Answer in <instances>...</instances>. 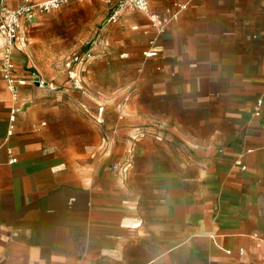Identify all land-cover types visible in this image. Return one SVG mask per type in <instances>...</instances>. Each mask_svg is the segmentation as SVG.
<instances>
[{
    "label": "crops",
    "instance_id": "obj_1",
    "mask_svg": "<svg viewBox=\"0 0 264 264\" xmlns=\"http://www.w3.org/2000/svg\"><path fill=\"white\" fill-rule=\"evenodd\" d=\"M103 1L84 52L94 67L136 71L122 92L94 78L69 102L27 83L8 134L14 102L0 74V264H264V0H179L186 8L161 33L139 10L105 22L114 2ZM41 22L21 28L22 76ZM138 128L148 132L133 140Z\"/></svg>",
    "mask_w": 264,
    "mask_h": 264
},
{
    "label": "rangeland",
    "instance_id": "obj_2",
    "mask_svg": "<svg viewBox=\"0 0 264 264\" xmlns=\"http://www.w3.org/2000/svg\"><path fill=\"white\" fill-rule=\"evenodd\" d=\"M79 2L84 3L88 9L73 11ZM79 2L74 1L41 14V25L29 31L30 43L25 48L33 60L29 65V59L26 57L25 68H28L31 74L36 73L47 83L44 87H39L40 93H64L70 97L69 102L74 101L73 96L79 93L83 86H90L94 78L105 91L113 94L112 89L122 92V88L126 87L123 81L137 75L134 69L127 68L121 60H115L110 65L99 63L95 67L91 58L79 61L84 50L90 48L89 46L97 39V33L100 31L94 33V30L102 26L101 16H105L107 11V5L103 0ZM120 31L121 28L118 27L113 33L120 36ZM100 103L106 108L108 104L117 106L120 101ZM109 110L111 111L103 114L100 130L109 127L112 125L111 121H114L113 107ZM102 135L103 133H100L101 137ZM99 153L100 156H104L105 150L99 149Z\"/></svg>",
    "mask_w": 264,
    "mask_h": 264
},
{
    "label": "built area",
    "instance_id": "obj_3",
    "mask_svg": "<svg viewBox=\"0 0 264 264\" xmlns=\"http://www.w3.org/2000/svg\"><path fill=\"white\" fill-rule=\"evenodd\" d=\"M70 0H21L20 4L16 7L7 6V0H0V74L5 82L7 91L10 94L14 104L10 108L9 114V128L7 133L10 134L15 121V116L20 110L17 105L19 98V89L27 83H33L37 87H44L47 83L41 79L36 73L30 76H22L18 73L16 63L14 60V52L20 48L21 28L24 23L33 22L38 15L48 13L50 11L61 8L66 5ZM107 3L114 2L112 9L105 19L107 23H116L119 21L123 12L128 10H139L146 14L151 26L155 28L158 33L166 29L168 23L176 18L179 11L184 10L187 6L185 2L179 0L171 1L172 7L166 9V16H160L159 13L151 9V0H105ZM145 57H152L156 55V50L152 47L144 50ZM92 57V52L87 50L79 57V61L87 60ZM263 100L258 98L253 104V114L259 116L262 111ZM148 131L143 128L136 129L131 138H137L146 135ZM264 149V144L260 147ZM10 152V150H8ZM250 151V149H247ZM17 160L15 156H10L9 162L13 163ZM128 164L123 168L126 169ZM233 166H238L242 169L246 165L237 157ZM115 167V166H114ZM240 252H243L240 249Z\"/></svg>",
    "mask_w": 264,
    "mask_h": 264
},
{
    "label": "trees",
    "instance_id": "obj_4",
    "mask_svg": "<svg viewBox=\"0 0 264 264\" xmlns=\"http://www.w3.org/2000/svg\"><path fill=\"white\" fill-rule=\"evenodd\" d=\"M89 44V43H88Z\"/></svg>",
    "mask_w": 264,
    "mask_h": 264
}]
</instances>
